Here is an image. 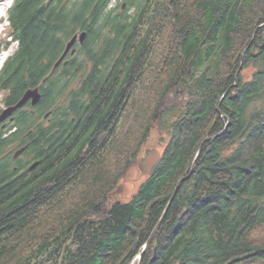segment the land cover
<instances>
[{
    "label": "trees",
    "instance_id": "obj_1",
    "mask_svg": "<svg viewBox=\"0 0 264 264\" xmlns=\"http://www.w3.org/2000/svg\"><path fill=\"white\" fill-rule=\"evenodd\" d=\"M6 20L1 105L40 99L0 128V264H264V0H13Z\"/></svg>",
    "mask_w": 264,
    "mask_h": 264
},
{
    "label": "rangeland",
    "instance_id": "obj_2",
    "mask_svg": "<svg viewBox=\"0 0 264 264\" xmlns=\"http://www.w3.org/2000/svg\"><path fill=\"white\" fill-rule=\"evenodd\" d=\"M12 1L13 0L0 1V10L3 12L0 16V68L6 58L11 55L17 47L16 41H11L6 47L4 46V43L10 40V37L7 34L8 20H6V17L8 8L11 6ZM5 53L8 54L5 55ZM1 94L2 92H0V99ZM1 106L2 108L4 107L3 105ZM163 145L164 143L159 141V136L156 134V132H153L151 137L148 138V140L143 145L137 156V159L127 169L123 177L119 180L111 192V200L125 201L132 196L141 181H143L149 174L151 167L158 160L162 152Z\"/></svg>",
    "mask_w": 264,
    "mask_h": 264
},
{
    "label": "water",
    "instance_id": "obj_3",
    "mask_svg": "<svg viewBox=\"0 0 264 264\" xmlns=\"http://www.w3.org/2000/svg\"><path fill=\"white\" fill-rule=\"evenodd\" d=\"M124 5V4H123ZM86 36V32L85 31H81V32H76L74 33L70 39L66 42L64 50L62 51V53L60 54V56L56 59V61L54 62V64L52 65L49 73L43 78L42 81H45L47 79V77H49L56 69L57 67L62 63L65 64L66 60H64V57L70 53L73 54L75 52V43H82L84 41V38ZM236 84V81H235ZM40 99V92L38 91V87H34V88H30L27 89L23 95L21 96V98L12 105H8L2 108V110L0 111V124L2 127H4V121L10 117V120L12 119L11 114L16 111L18 108L22 107L23 105H25L28 101L32 104L35 105ZM48 114H45V116H47ZM26 149V145L21 146L20 148L16 149L12 155L13 158H17L19 155L22 154V152ZM38 164V161H33L32 163L29 164V166L27 167L28 170L33 169L34 167H36ZM194 163L192 164L191 170L193 168ZM177 190V186L175 187L170 201L173 199L175 193ZM159 224V222H158ZM158 224L156 225V227L158 226ZM156 227L154 228L153 232L155 231ZM152 232V234H153ZM151 234V236H152ZM151 236L149 237V239L147 240V242L144 244L143 246V250L138 253V255L136 256V258H138V262L141 260V257L143 255V251L144 249L148 246Z\"/></svg>",
    "mask_w": 264,
    "mask_h": 264
},
{
    "label": "bare ground",
    "instance_id": "obj_4",
    "mask_svg": "<svg viewBox=\"0 0 264 264\" xmlns=\"http://www.w3.org/2000/svg\"><path fill=\"white\" fill-rule=\"evenodd\" d=\"M3 12L0 10V16H1V14H2ZM0 30H1V27H0ZM8 54V53H7ZM6 53H5V55H7Z\"/></svg>",
    "mask_w": 264,
    "mask_h": 264
},
{
    "label": "flooded vegetation",
    "instance_id": "obj_5",
    "mask_svg": "<svg viewBox=\"0 0 264 264\" xmlns=\"http://www.w3.org/2000/svg\"><path fill=\"white\" fill-rule=\"evenodd\" d=\"M33 112V111H32ZM9 120H10V117L8 118ZM12 120V119H11ZM0 128H3L2 126H1V124H0Z\"/></svg>",
    "mask_w": 264,
    "mask_h": 264
}]
</instances>
